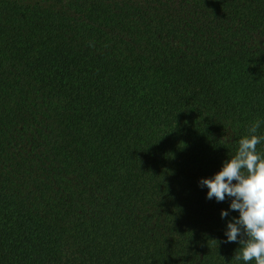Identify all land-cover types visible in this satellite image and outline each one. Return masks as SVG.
Masks as SVG:
<instances>
[{
	"label": "trees",
	"instance_id": "1",
	"mask_svg": "<svg viewBox=\"0 0 264 264\" xmlns=\"http://www.w3.org/2000/svg\"><path fill=\"white\" fill-rule=\"evenodd\" d=\"M256 120L264 0H0V264H245L199 181Z\"/></svg>",
	"mask_w": 264,
	"mask_h": 264
},
{
	"label": "clouds",
	"instance_id": "2",
	"mask_svg": "<svg viewBox=\"0 0 264 264\" xmlns=\"http://www.w3.org/2000/svg\"><path fill=\"white\" fill-rule=\"evenodd\" d=\"M261 123L256 120L249 126L238 150L223 162L220 171L199 181L208 189L207 199H230L229 209L238 211L239 216L227 223L225 242L239 243L235 259L245 264H264V157L257 152V145L264 142V135H257ZM228 215L229 210L221 211V218Z\"/></svg>",
	"mask_w": 264,
	"mask_h": 264
}]
</instances>
